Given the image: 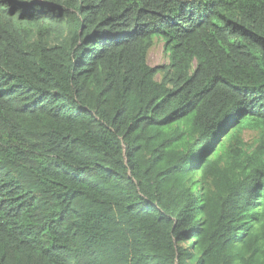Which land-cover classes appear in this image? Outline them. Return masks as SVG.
I'll list each match as a JSON object with an SVG mask.
<instances>
[{"label":"trees","instance_id":"16d2710c","mask_svg":"<svg viewBox=\"0 0 264 264\" xmlns=\"http://www.w3.org/2000/svg\"><path fill=\"white\" fill-rule=\"evenodd\" d=\"M0 264H264V0H0Z\"/></svg>","mask_w":264,"mask_h":264},{"label":"rangeland","instance_id":"374dc122","mask_svg":"<svg viewBox=\"0 0 264 264\" xmlns=\"http://www.w3.org/2000/svg\"><path fill=\"white\" fill-rule=\"evenodd\" d=\"M164 41L160 38H156L153 45L150 47L147 53V63L150 66H158L168 64L169 57L168 53L164 50ZM160 77H157L159 79ZM258 130L252 127H248L244 129L241 133V139L249 144L252 145L255 142L257 137Z\"/></svg>","mask_w":264,"mask_h":264},{"label":"bare ground","instance_id":"6f19581e","mask_svg":"<svg viewBox=\"0 0 264 264\" xmlns=\"http://www.w3.org/2000/svg\"><path fill=\"white\" fill-rule=\"evenodd\" d=\"M42 18V17H41ZM31 31V30H30Z\"/></svg>","mask_w":264,"mask_h":264}]
</instances>
